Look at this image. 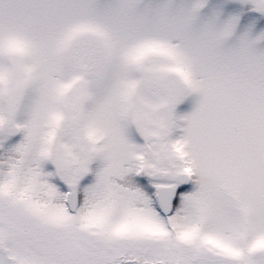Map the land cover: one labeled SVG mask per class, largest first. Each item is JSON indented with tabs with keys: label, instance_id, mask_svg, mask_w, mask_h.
<instances>
[{
	"label": "snow or ice",
	"instance_id": "6c2138e0",
	"mask_svg": "<svg viewBox=\"0 0 264 264\" xmlns=\"http://www.w3.org/2000/svg\"><path fill=\"white\" fill-rule=\"evenodd\" d=\"M261 20L264 0H0V264H264Z\"/></svg>",
	"mask_w": 264,
	"mask_h": 264
},
{
	"label": "rangeland",
	"instance_id": "374dc122",
	"mask_svg": "<svg viewBox=\"0 0 264 264\" xmlns=\"http://www.w3.org/2000/svg\"><path fill=\"white\" fill-rule=\"evenodd\" d=\"M185 2H188V0H185ZM216 0H210L211 4H214ZM205 12L208 11V9L204 10ZM251 15L256 16L258 14L252 13ZM246 30L245 25L242 22V25L240 28L237 29L236 35L233 37V39L229 43L235 42V40L243 34V32ZM264 31V20H261L257 22V24L252 28L250 34H249V39H255L257 36L260 35V33ZM258 50H264V40H261L258 42L256 45ZM200 100V96L196 93H192L188 95L180 104H178L175 108V115L177 118V123L178 125H183L185 122L180 120V117L186 116L190 114L198 105ZM182 135V132L179 128H177L174 131V136L179 137ZM93 167H96V165H93Z\"/></svg>",
	"mask_w": 264,
	"mask_h": 264
}]
</instances>
